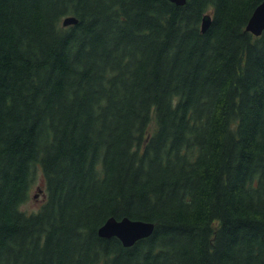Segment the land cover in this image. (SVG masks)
I'll return each instance as SVG.
<instances>
[{"label": "trees", "instance_id": "trees-1", "mask_svg": "<svg viewBox=\"0 0 264 264\" xmlns=\"http://www.w3.org/2000/svg\"><path fill=\"white\" fill-rule=\"evenodd\" d=\"M262 1L0 0V264H264Z\"/></svg>", "mask_w": 264, "mask_h": 264}, {"label": "water", "instance_id": "water-1", "mask_svg": "<svg viewBox=\"0 0 264 264\" xmlns=\"http://www.w3.org/2000/svg\"><path fill=\"white\" fill-rule=\"evenodd\" d=\"M177 4H184L186 0H171ZM212 21V16L206 14L202 21V30L206 31ZM78 22L74 15H68L63 19L65 25ZM246 29L256 35L264 31V0L258 4L250 16ZM155 224L151 221L133 219L128 216L117 218L109 217L100 227L99 234L104 237L117 236L124 245L130 246L137 240L149 236L154 231Z\"/></svg>", "mask_w": 264, "mask_h": 264}, {"label": "rangeland", "instance_id": "rangeland-1", "mask_svg": "<svg viewBox=\"0 0 264 264\" xmlns=\"http://www.w3.org/2000/svg\"><path fill=\"white\" fill-rule=\"evenodd\" d=\"M39 173H40L39 180L35 185V187L33 188L30 198L22 204V209L26 211H33L35 209H38L46 198V194L44 193V189H43L45 185V181L44 178L42 177V172L39 171Z\"/></svg>", "mask_w": 264, "mask_h": 264}]
</instances>
